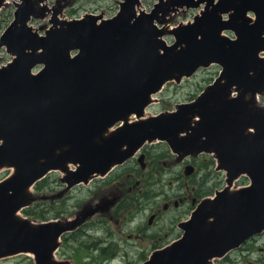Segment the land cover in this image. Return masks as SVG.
<instances>
[{
  "label": "water",
  "instance_id": "95a60500",
  "mask_svg": "<svg viewBox=\"0 0 264 264\" xmlns=\"http://www.w3.org/2000/svg\"><path fill=\"white\" fill-rule=\"evenodd\" d=\"M23 3L0 38L14 56L0 67V169L14 168L0 182V258L30 252L37 264H62L54 252L78 222L20 217L32 186L53 170L68 173L70 163L78 166L66 179L88 183L159 139L179 153L214 152L229 185L241 175L251 185L207 199L184 237L143 264H208L264 231V0H158L150 11L142 0H121L108 19H62L59 8L44 35L29 23L46 8ZM202 4L193 22L162 26L169 14ZM215 63L220 75L196 99L146 117L167 82ZM103 208L88 207L83 220Z\"/></svg>",
  "mask_w": 264,
  "mask_h": 264
},
{
  "label": "rangeland",
  "instance_id": "374dc122",
  "mask_svg": "<svg viewBox=\"0 0 264 264\" xmlns=\"http://www.w3.org/2000/svg\"><path fill=\"white\" fill-rule=\"evenodd\" d=\"M10 4L0 8V38L3 31L9 26L15 16L16 0H9ZM20 1V0H17ZM40 2V5L50 11L45 18H34L31 25L40 27L44 24H49L54 10L58 5H62V13L60 18L71 19L78 18L87 13L103 14L105 18L115 15L119 8L121 0H34ZM156 0H143L142 6L149 10ZM203 5L197 8L179 9L175 13L169 14L165 27L172 29L181 23H187L194 20V17L201 12ZM204 7V6H203ZM45 11V12H46ZM167 40L172 42L173 35H167ZM170 44V43H169ZM4 50V49H3ZM12 56L6 51H0V65L11 60ZM221 70V65L211 64L208 67L200 68L196 74L189 78H185L181 82H167L162 90L155 95V100L146 110V117L158 114L160 112H169L174 110L177 105L183 102H188L195 99L208 85L218 78ZM260 104H264V94L259 98ZM168 145V144H167ZM149 149H154L152 154L158 157L165 151L166 146L162 142L148 143ZM173 151V150H172ZM174 153V151H173ZM168 156L174 157L170 152ZM211 153H198L197 155H188V161L192 164L198 163L197 171L192 174L189 180L190 186L195 181L199 182L202 177L207 176L206 183L203 189L214 188V190L222 189L225 186L230 190H237L248 184V179L245 176L239 177L231 186L226 182V172L224 170H216L215 176H208V168H204L205 157H210ZM172 159V158H171ZM157 160V159H156ZM162 158L156 162V171L152 174L151 183H146V189H150L156 195L153 200V205H147L137 215L135 222L132 225L113 223L109 218L104 219L106 229L93 226L89 232L93 236H87L78 244L62 245L55 253L54 262L68 261L70 264H137L148 258L156 249L154 241L157 238H152V235L163 233L172 228V223L182 217L184 210L188 207L185 204L181 209L170 208L168 211L164 209L166 202H174L178 197L187 195L188 190L185 182L188 177L184 173V164L176 162L170 169L169 165L161 164ZM129 165H136L129 164ZM166 169V170H165ZM14 172L13 167H3L0 169V181L11 176ZM62 172L53 170L48 175L32 186L30 189L31 202L25 211L19 213L20 217L29 220L33 224L47 223L51 221H59L63 217H71L72 212L79 209L90 197L91 190L87 186H79L70 193L72 196L60 201L56 194L65 189L61 183L60 177ZM215 183H218L216 185ZM62 186V187H61ZM69 193V194H70ZM191 200L192 195L187 196ZM157 213L159 218L154 225L147 226V219L151 214ZM132 213H130L131 215ZM105 218V217H104ZM99 220V218H97ZM110 220V221H109ZM174 226V225H173ZM99 232V235L95 232ZM132 235V237H128ZM99 237L106 240L101 243ZM165 238V237H164ZM160 241V240H159ZM261 246L264 248V237L261 239ZM255 248V253L252 256L244 254V260L240 259L239 264H264V249L258 250ZM263 259V260H261ZM250 260L252 263H249Z\"/></svg>",
  "mask_w": 264,
  "mask_h": 264
},
{
  "label": "flooded vegetation",
  "instance_id": "af4514ba",
  "mask_svg": "<svg viewBox=\"0 0 264 264\" xmlns=\"http://www.w3.org/2000/svg\"><path fill=\"white\" fill-rule=\"evenodd\" d=\"M24 0L15 1V4L21 3ZM26 1V0H25ZM10 4L9 0H6L5 6ZM4 6V7H5ZM61 9L63 6L58 5V8ZM165 144L166 149L163 153L158 154V157H155L151 151L154 149H149L147 144L143 146L132 158L127 160L121 165L115 166L108 174L105 176H96L94 177L88 184L80 183L78 185L70 186V182H66L63 177H60L61 183L65 186L61 188V190L57 193V199L60 201L72 196L71 190L79 187V186H87L91 192L88 201H86L79 209L72 212L71 217H78L82 213L86 207H104L99 212H97L93 217L88 218L84 223L75 228L72 231L66 232L61 237L60 246L62 245H72L78 244L85 237L93 236L94 234L89 232L90 228L93 226L102 227L104 230L106 229V224L104 219L109 218L113 223L117 224H127L132 225L135 222L136 215L147 205L152 204L153 200L156 197L155 193L150 189L144 188L146 183H151L153 176L152 174L156 171V162L161 158V164L167 166L169 165L170 169L176 162H180L184 164V173L188 177L185 182V186L187 190L192 187V189L188 190L187 195L184 197H178V199H174V202H166L162 206L166 211L172 208L173 209H181L185 204H188V207L184 210L182 217H180L174 224L172 223V228L163 233V236L160 233L152 235V238H157L154 241V246H156V250L167 248L173 245L175 242L179 241L186 232L184 228V224L191 222L193 219L194 212L197 208L202 204V202H206L207 199H214L215 195L221 189L214 190V188L203 189V185L206 183L207 176L202 177V179L190 186L189 180H191V175L186 174L187 166H193L194 172L197 171L198 163L192 164L188 161V155L184 153H176L172 151V148L167 145L166 142H162ZM171 153L174 157H169L168 153ZM196 154V153H195ZM191 155H194L191 154ZM197 155V154H196ZM157 159V160H156ZM204 168H208V172L206 173L208 176H215V172L213 169H216V159L211 154L210 157H205ZM136 164L129 165V164ZM70 170H74V167L71 165ZM166 170V169H165ZM220 171V170H219ZM218 185V183H215ZM62 187V186H61ZM223 189V188H222ZM70 193V194H69ZM189 195H192L191 200L189 199ZM104 203H108L104 205ZM103 205V206H102ZM130 213H132L130 215ZM105 217V218H104ZM69 218L63 217L62 219ZM99 218V220H97ZM159 218L157 213L151 214V216L147 219V226H152ZM109 220V221H110ZM174 225V226H173ZM91 231V230H90ZM97 236L99 232H95ZM128 237H132L129 235ZM165 237V238H164ZM264 237V231L262 233L253 235L247 238L242 244L238 247H234L228 250L223 256H215L208 260V264H239L240 259L244 260L242 257L244 254L246 256H252L255 253V248L258 247V250H263L264 248L261 246V239ZM101 243L106 239L99 237ZM160 240V241H159ZM263 260V259H261ZM249 263H252L248 260ZM35 260L30 254L22 253L11 256H4L0 258V264H35Z\"/></svg>",
  "mask_w": 264,
  "mask_h": 264
},
{
  "label": "bare ground",
  "instance_id": "6f19581e",
  "mask_svg": "<svg viewBox=\"0 0 264 264\" xmlns=\"http://www.w3.org/2000/svg\"><path fill=\"white\" fill-rule=\"evenodd\" d=\"M194 21V20H193ZM193 21H191V22H193ZM191 22H188V23H191ZM135 120H139V119H143V118H145V116L144 117H133Z\"/></svg>",
  "mask_w": 264,
  "mask_h": 264
}]
</instances>
